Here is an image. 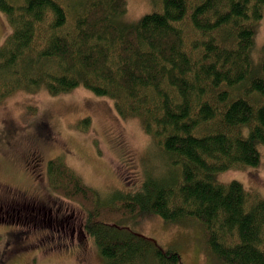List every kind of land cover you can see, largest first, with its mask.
<instances>
[{
    "label": "trees",
    "instance_id": "trees-1",
    "mask_svg": "<svg viewBox=\"0 0 264 264\" xmlns=\"http://www.w3.org/2000/svg\"><path fill=\"white\" fill-rule=\"evenodd\" d=\"M123 23L125 0H0L11 31L0 44V104L17 91L50 95L83 87L138 118L172 173L99 200L62 158L47 161L52 194L85 212L83 237L103 264H179L123 227L156 213L196 218L209 253L226 264H264V198L214 176L254 167L264 146V46L252 64L264 0H158ZM87 120L81 123L86 127ZM171 168V169H172Z\"/></svg>",
    "mask_w": 264,
    "mask_h": 264
},
{
    "label": "rangeland",
    "instance_id": "rangeland-1",
    "mask_svg": "<svg viewBox=\"0 0 264 264\" xmlns=\"http://www.w3.org/2000/svg\"><path fill=\"white\" fill-rule=\"evenodd\" d=\"M125 1L123 23L159 9L158 0ZM253 30L250 56L256 69L264 46V12ZM10 31L0 12V44ZM254 145L256 166L228 169L214 181H237L264 198V146ZM55 157L95 189L103 204L138 189L150 175L160 178L174 170L140 120L120 117L107 96L83 87L58 95L15 92L0 104V264H103L93 241L82 236L85 212L48 190L46 165ZM122 223L155 247L176 250L179 264H226L209 253L196 218L164 220L149 212Z\"/></svg>",
    "mask_w": 264,
    "mask_h": 264
},
{
    "label": "bare ground",
    "instance_id": "bare-ground-1",
    "mask_svg": "<svg viewBox=\"0 0 264 264\" xmlns=\"http://www.w3.org/2000/svg\"><path fill=\"white\" fill-rule=\"evenodd\" d=\"M71 260H72V258H71Z\"/></svg>",
    "mask_w": 264,
    "mask_h": 264
}]
</instances>
